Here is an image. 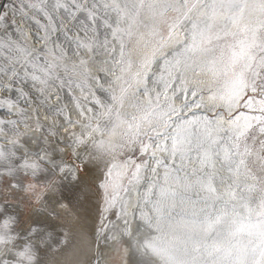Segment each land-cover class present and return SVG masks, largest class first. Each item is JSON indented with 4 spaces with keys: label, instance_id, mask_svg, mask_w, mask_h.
Returning <instances> with one entry per match:
<instances>
[{
    "label": "snow or ice",
    "instance_id": "6c2138e0",
    "mask_svg": "<svg viewBox=\"0 0 264 264\" xmlns=\"http://www.w3.org/2000/svg\"><path fill=\"white\" fill-rule=\"evenodd\" d=\"M0 264H264V0H0Z\"/></svg>",
    "mask_w": 264,
    "mask_h": 264
}]
</instances>
